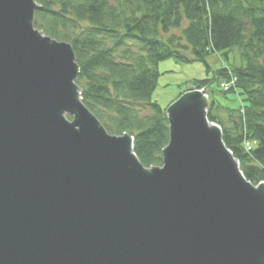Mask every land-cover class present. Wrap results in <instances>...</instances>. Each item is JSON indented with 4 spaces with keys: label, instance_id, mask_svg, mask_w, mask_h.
<instances>
[{
    "label": "water",
    "instance_id": "95a60500",
    "mask_svg": "<svg viewBox=\"0 0 264 264\" xmlns=\"http://www.w3.org/2000/svg\"><path fill=\"white\" fill-rule=\"evenodd\" d=\"M37 7L0 0V264H264V181L208 120L207 90L165 108L162 163L145 167L83 104Z\"/></svg>",
    "mask_w": 264,
    "mask_h": 264
},
{
    "label": "trees",
    "instance_id": "16d2710c",
    "mask_svg": "<svg viewBox=\"0 0 264 264\" xmlns=\"http://www.w3.org/2000/svg\"><path fill=\"white\" fill-rule=\"evenodd\" d=\"M34 1L33 26L73 49L83 104L109 134L133 137V152L145 167L161 165L168 141L165 108L152 100L157 64L171 57L205 62L210 52L220 54L227 65L193 86L208 87L207 118L220 126L245 178L264 181V0ZM231 75L234 84L220 89L219 81ZM213 81L240 104L216 101Z\"/></svg>",
    "mask_w": 264,
    "mask_h": 264
},
{
    "label": "rangeland",
    "instance_id": "374dc122",
    "mask_svg": "<svg viewBox=\"0 0 264 264\" xmlns=\"http://www.w3.org/2000/svg\"><path fill=\"white\" fill-rule=\"evenodd\" d=\"M171 32L178 33V30H171ZM187 54L190 55V52H187ZM232 55L229 54L230 59H233ZM224 62L223 57L215 52H210L205 57V62L192 61L183 63L173 57L161 60L157 64L159 75L152 93V100L159 104L161 108H166L181 93L196 88L193 85L197 81L204 78H211L213 72L226 63ZM238 63L239 60L235 58L234 64L238 65ZM210 88L214 90L213 97L222 106L236 108L240 104L238 97L234 93H226L224 95L217 88L215 81L211 83ZM205 89L207 90L208 88ZM65 117L68 120L72 119L68 114H65Z\"/></svg>",
    "mask_w": 264,
    "mask_h": 264
},
{
    "label": "built area",
    "instance_id": "2783aa9c",
    "mask_svg": "<svg viewBox=\"0 0 264 264\" xmlns=\"http://www.w3.org/2000/svg\"><path fill=\"white\" fill-rule=\"evenodd\" d=\"M222 86H223L224 88H227L226 83H222ZM245 147H246V149L248 150V149L250 148V145L246 142V143H245Z\"/></svg>",
    "mask_w": 264,
    "mask_h": 264
}]
</instances>
